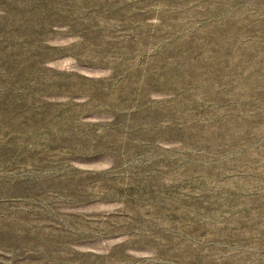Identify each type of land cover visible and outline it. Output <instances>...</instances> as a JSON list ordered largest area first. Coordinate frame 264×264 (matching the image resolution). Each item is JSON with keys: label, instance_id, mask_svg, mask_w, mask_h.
<instances>
[{"label": "rangeland", "instance_id": "374dc122", "mask_svg": "<svg viewBox=\"0 0 264 264\" xmlns=\"http://www.w3.org/2000/svg\"><path fill=\"white\" fill-rule=\"evenodd\" d=\"M0 264H264V0H0Z\"/></svg>", "mask_w": 264, "mask_h": 264}]
</instances>
